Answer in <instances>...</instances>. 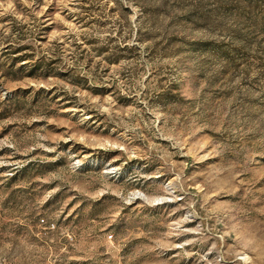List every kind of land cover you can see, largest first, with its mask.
Segmentation results:
<instances>
[{"label": "rangeland", "instance_id": "374dc122", "mask_svg": "<svg viewBox=\"0 0 264 264\" xmlns=\"http://www.w3.org/2000/svg\"><path fill=\"white\" fill-rule=\"evenodd\" d=\"M0 264H264V0H0Z\"/></svg>", "mask_w": 264, "mask_h": 264}]
</instances>
